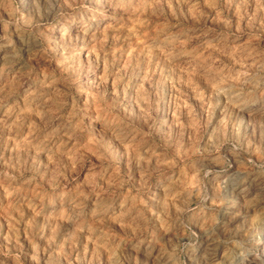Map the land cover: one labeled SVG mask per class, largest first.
<instances>
[{
    "label": "rangeland",
    "instance_id": "374dc122",
    "mask_svg": "<svg viewBox=\"0 0 264 264\" xmlns=\"http://www.w3.org/2000/svg\"><path fill=\"white\" fill-rule=\"evenodd\" d=\"M263 249L264 0H0V264Z\"/></svg>",
    "mask_w": 264,
    "mask_h": 264
},
{
    "label": "bare ground",
    "instance_id": "6f19581e",
    "mask_svg": "<svg viewBox=\"0 0 264 264\" xmlns=\"http://www.w3.org/2000/svg\"><path fill=\"white\" fill-rule=\"evenodd\" d=\"M104 12H105V10L102 11V17H104L106 15V12L105 13ZM263 253H264V249H263Z\"/></svg>",
    "mask_w": 264,
    "mask_h": 264
}]
</instances>
